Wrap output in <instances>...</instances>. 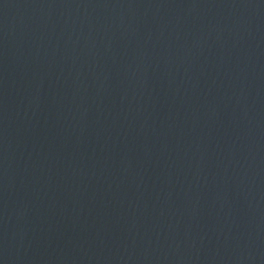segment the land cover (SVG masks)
Listing matches in <instances>:
<instances>
[{"label":"water","instance_id":"obj_1","mask_svg":"<svg viewBox=\"0 0 264 264\" xmlns=\"http://www.w3.org/2000/svg\"><path fill=\"white\" fill-rule=\"evenodd\" d=\"M0 264H264V0H0Z\"/></svg>","mask_w":264,"mask_h":264}]
</instances>
